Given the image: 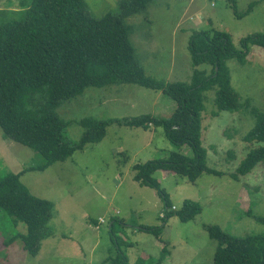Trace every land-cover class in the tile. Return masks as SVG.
I'll return each instance as SVG.
<instances>
[{
    "label": "rangeland",
    "instance_id": "1",
    "mask_svg": "<svg viewBox=\"0 0 264 264\" xmlns=\"http://www.w3.org/2000/svg\"><path fill=\"white\" fill-rule=\"evenodd\" d=\"M121 1L86 3L93 16L100 18L116 10ZM236 1L239 13L256 4L249 14L237 17L230 0H151L146 12L129 17L131 41L146 75L189 82L194 71L189 39L196 31L228 32L238 49L243 38L264 33V0ZM17 6L16 0H0V9ZM228 64L232 86L248 105L233 113L219 111L216 91L205 93L202 145L207 165L219 174L204 173L195 182L166 170L154 175L173 202L172 209H180L188 199L201 205L194 220L183 222L174 216L164 221L166 211L158 191L134 179V165L168 159L173 151L192 157L191 147L176 146L162 127L144 129L114 122L102 141L87 144L44 171L21 176L32 194L55 204L53 234L32 256L21 239L4 244L15 233L27 232L24 223L17 228L8 224L0 229V264H111L119 248L127 264H214L217 241L210 238L206 226L217 224L236 236L264 233V223L257 219L264 217V164L239 175V180L233 177L254 146L242 138L255 124L252 109L264 110V48L251 45L246 63L233 59ZM201 68L209 72L211 66ZM175 109L176 102L161 91L120 84L89 87L64 102L57 113L70 122L67 136L75 141L83 135L80 121L86 117L118 120L151 114L169 118ZM42 162L33 149L6 138L0 127V178ZM141 225L162 231L157 237L137 229Z\"/></svg>",
    "mask_w": 264,
    "mask_h": 264
},
{
    "label": "trees",
    "instance_id": "2",
    "mask_svg": "<svg viewBox=\"0 0 264 264\" xmlns=\"http://www.w3.org/2000/svg\"><path fill=\"white\" fill-rule=\"evenodd\" d=\"M16 1L17 8L0 9V127L6 138L33 149L43 162L0 178V229L5 230L8 224L15 228L19 223L27 226L26 233H15L4 244L21 239L24 250L37 256L43 241L53 234L50 225L55 204L32 194L21 176L27 171H44L56 162L66 161L87 144L102 141L107 127L114 122L144 129L162 127L176 146L191 147L192 157L173 151L168 159L134 165V179L158 191L165 206L164 221L174 216L183 222L194 220L202 211L201 205L188 199L180 209H172L173 202L154 175L166 170L195 182L204 173L219 174L207 165L202 145L205 93L216 91L219 111L233 113L248 105L232 86L228 63L233 59L246 63L251 45L264 48V33L243 38L242 49H238L228 32H194L189 39L194 66L191 80L167 82L146 75L131 41L132 27L126 22L146 12L151 0H122L116 10L100 18L93 16L86 0ZM230 2L237 17L249 14L256 4L251 3L247 11L239 13L237 1ZM203 65H210V71L202 69ZM120 84L161 91L176 102V109L169 118L151 114L118 120L86 117L80 121L84 128L81 138L70 140V122L60 118L58 108L89 87ZM259 110L252 109L255 124L242 137L254 146L233 175L236 180L264 164V110ZM257 219L264 223V217ZM137 229L157 237L162 231L148 225ZM206 230L217 241L214 264H264V233L236 236L217 224L206 226ZM124 253L119 248L111 264H127Z\"/></svg>",
    "mask_w": 264,
    "mask_h": 264
},
{
    "label": "built area",
    "instance_id": "3",
    "mask_svg": "<svg viewBox=\"0 0 264 264\" xmlns=\"http://www.w3.org/2000/svg\"><path fill=\"white\" fill-rule=\"evenodd\" d=\"M101 222H103L104 221V219L103 218H101V220H100Z\"/></svg>",
    "mask_w": 264,
    "mask_h": 264
},
{
    "label": "crops",
    "instance_id": "4",
    "mask_svg": "<svg viewBox=\"0 0 264 264\" xmlns=\"http://www.w3.org/2000/svg\"><path fill=\"white\" fill-rule=\"evenodd\" d=\"M158 171H159V170H158ZM158 171H157V172H158ZM155 174H156V173H155Z\"/></svg>",
    "mask_w": 264,
    "mask_h": 264
}]
</instances>
